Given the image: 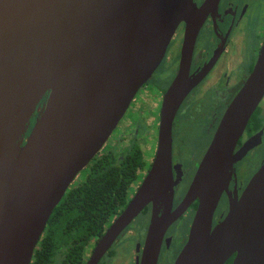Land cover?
I'll list each match as a JSON object with an SVG mask.
<instances>
[{
  "label": "water",
  "instance_id": "obj_1",
  "mask_svg": "<svg viewBox=\"0 0 264 264\" xmlns=\"http://www.w3.org/2000/svg\"><path fill=\"white\" fill-rule=\"evenodd\" d=\"M212 7L211 0L200 8L194 0H0V264L32 263L53 211L104 149L181 24L180 73L166 94L156 161L88 264H98L151 203L139 264H157L167 230L196 200L175 264H226L234 255L233 264H264V162L213 225L233 165L261 143L259 133L235 153L264 98V45L172 210V124L197 82L189 71Z\"/></svg>",
  "mask_w": 264,
  "mask_h": 264
},
{
  "label": "flooded vegetation",
  "instance_id": "obj_2",
  "mask_svg": "<svg viewBox=\"0 0 264 264\" xmlns=\"http://www.w3.org/2000/svg\"><path fill=\"white\" fill-rule=\"evenodd\" d=\"M194 1L196 6L200 8L210 0ZM211 1L213 7L208 12L200 29L189 71V77L197 80V82L181 103L172 124L171 168L176 183L173 211L178 209L186 197L227 109L251 75L264 45V0ZM184 34L185 24H181L171 40L161 65L148 83L137 93L128 109L129 112L131 110L129 116L124 119L128 113L127 111L114 131L116 133L119 130L115 139L111 142L109 139L102 150L122 155L134 145H138L144 151L145 167L140 172L132 195L133 188L131 189L128 203L124 209L131 202L156 161L163 107L166 94L180 73ZM162 67L166 69L162 77L165 81L159 83L160 68ZM262 101L261 103H264V98ZM258 110L253 126H247L243 136L237 143L235 153L240 151L247 141L259 133L262 136L261 143L250 150L242 160L240 158L233 165L228 190L222 194L214 214L213 225L225 219L229 212L230 200L241 198L250 180L258 170L244 173L241 169L242 162L248 154L264 144V129L263 125H260V121L264 119V108L259 106L256 112ZM34 121L35 119L33 123ZM195 127H198L202 134L208 138V143L205 147L203 145L202 149H196L192 144V128ZM143 134H147L149 139L145 144L141 142ZM263 162L264 159L261 165ZM198 205L199 201L196 200L169 227L163 239L157 264H175L188 241ZM152 213L153 204L151 203L120 234L98 264H139ZM119 215L112 219L109 227ZM134 222L137 223L133 225ZM179 223L183 226V229L188 226L185 234H182L183 230L176 231L174 229ZM109 227H107V230ZM100 239L83 251L80 264H88ZM40 241L35 250L39 247ZM114 246L115 249H113ZM128 247L129 256L124 257ZM67 248L66 246L54 249L51 259L47 262L42 261L40 264H70ZM48 249L50 251L52 247H48ZM235 257L236 255L226 264H233Z\"/></svg>",
  "mask_w": 264,
  "mask_h": 264
},
{
  "label": "trees",
  "instance_id": "obj_3",
  "mask_svg": "<svg viewBox=\"0 0 264 264\" xmlns=\"http://www.w3.org/2000/svg\"><path fill=\"white\" fill-rule=\"evenodd\" d=\"M144 167V151L138 145L122 155L111 151L99 153L86 168V179L73 184L53 211L32 264L47 262L54 249L66 246L70 264H80L83 251L105 234L112 219L127 205ZM48 247L52 249L49 251Z\"/></svg>",
  "mask_w": 264,
  "mask_h": 264
},
{
  "label": "rangeland",
  "instance_id": "obj_4",
  "mask_svg": "<svg viewBox=\"0 0 264 264\" xmlns=\"http://www.w3.org/2000/svg\"><path fill=\"white\" fill-rule=\"evenodd\" d=\"M165 71H166L165 67L160 68V75H159L160 78L158 79V82L159 83H163L165 81V79L162 78L164 76ZM260 106H262L264 108V103H261ZM130 112H131V110H130ZM130 112L128 111V113L126 114V116L124 117V119L127 118V116H129ZM147 122H149V121L147 120ZM260 125L261 126L263 125V129H264V119L260 121ZM118 132H119V130H117L116 133L113 134L112 138H110V140H109L110 142H111V140L115 139V137H116V135H117ZM148 141H149V139L147 137V134H143V137H142V141L141 142L143 144H145ZM207 143H208V138L205 137L202 134V132L200 131V129L198 127L192 128V144L195 146V148L196 149H202L203 148V145L205 147ZM263 159H264V144L260 148H258L257 150H254L252 153L248 154V156L242 162V165H241L242 171L244 173H250V172H252L254 170L256 171V169H259L260 168V165H261ZM87 174H88V170L87 169L84 170V171H82L80 173V175H79L80 177L78 176L77 179L75 180V182H77L78 184L81 183V182H83L86 179ZM133 192H134V187L132 189L131 195L133 194ZM136 223L134 222L133 225H135ZM174 229L176 231L183 230L182 234H185V232L188 230V226H186L183 229V226L179 223V224H177L175 226ZM115 246H114L113 249H115ZM126 256H129V247L127 248V253H126V255L124 257H126Z\"/></svg>",
  "mask_w": 264,
  "mask_h": 264
}]
</instances>
